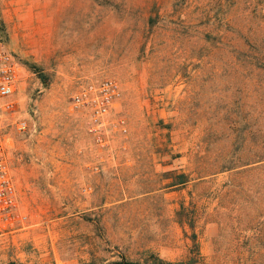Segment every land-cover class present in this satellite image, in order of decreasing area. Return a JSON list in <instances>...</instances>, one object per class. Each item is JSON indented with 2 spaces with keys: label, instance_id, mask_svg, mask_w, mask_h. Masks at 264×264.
<instances>
[{
  "label": "rangeland",
  "instance_id": "1",
  "mask_svg": "<svg viewBox=\"0 0 264 264\" xmlns=\"http://www.w3.org/2000/svg\"><path fill=\"white\" fill-rule=\"evenodd\" d=\"M0 20L25 67L0 264H264V0H0ZM104 78L123 97L94 132L73 96Z\"/></svg>",
  "mask_w": 264,
  "mask_h": 264
},
{
  "label": "built area",
  "instance_id": "2",
  "mask_svg": "<svg viewBox=\"0 0 264 264\" xmlns=\"http://www.w3.org/2000/svg\"><path fill=\"white\" fill-rule=\"evenodd\" d=\"M25 67L17 56L0 39V221L17 208L16 184L8 158L6 137L1 117L17 112L15 96L18 94L24 78ZM123 97V87L115 78H104L82 85L73 96V107L86 111L94 132H105L111 115L117 109ZM20 133L27 134L31 128L26 119L17 122ZM113 130L127 132L125 121L112 123ZM108 139L109 136L107 135ZM100 143L108 142L98 136ZM109 140V139H108Z\"/></svg>",
  "mask_w": 264,
  "mask_h": 264
},
{
  "label": "trees",
  "instance_id": "3",
  "mask_svg": "<svg viewBox=\"0 0 264 264\" xmlns=\"http://www.w3.org/2000/svg\"><path fill=\"white\" fill-rule=\"evenodd\" d=\"M3 26V23L1 22V20H0V28ZM1 31H2V33H3V30L2 29H0V33H1ZM1 39V38H0ZM4 41V40H3ZM5 42V41H4ZM6 43V42H5ZM257 159H258V162H264V150L262 149L261 151H260V153L257 155ZM250 164V163H249ZM245 165H248V164H245ZM235 167H238V166H226L225 167V169H234ZM262 168H264V167H262ZM194 239V242H195V248H197L196 250H197V254H200L199 253V245L197 244V240H196V238H193ZM160 262L162 263V264H184V263H172V262H166V261H163V260H160ZM111 264H138V263H135V262H131V261H129V260H127L126 258H123V260L122 261H120V262H113V263H111Z\"/></svg>",
  "mask_w": 264,
  "mask_h": 264
}]
</instances>
